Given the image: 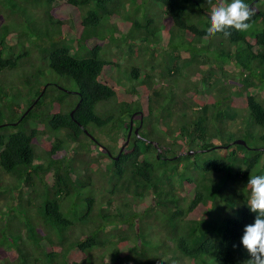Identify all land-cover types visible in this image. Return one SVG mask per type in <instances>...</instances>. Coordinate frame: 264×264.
Returning a JSON list of instances; mask_svg holds the SVG:
<instances>
[{
    "label": "trees",
    "instance_id": "obj_1",
    "mask_svg": "<svg viewBox=\"0 0 264 264\" xmlns=\"http://www.w3.org/2000/svg\"><path fill=\"white\" fill-rule=\"evenodd\" d=\"M143 1L29 0L30 6L6 0L11 10L22 5L29 16L26 24L20 13L0 16V173L12 178L10 184L0 179V219L11 212L10 226L18 234L23 229L26 242L7 229L0 232V264H245L250 259L241 243L245 226L255 219L246 187L250 175H264V166L257 165L264 145L230 144L225 125L235 119L239 110L233 102L241 94L226 81L232 77L228 72H237L236 84L244 90L241 118L264 127V93L258 94L264 91V6L254 3L250 28L225 38L207 35L220 0H152L162 7L160 18L171 21L168 36L179 33L173 50L181 51L172 59L182 62L167 64L165 71L131 65L133 80L125 87L126 82H113L116 61L100 55L109 41L100 35L101 26L125 17V2L132 12ZM75 26L70 48L60 37ZM124 30L115 28L110 36L134 39L138 31L146 41L154 35L136 20ZM228 65L232 68L224 69ZM48 70L72 80L75 91H48L54 85ZM192 75L196 80L190 83ZM156 76L168 82H154ZM123 86L127 97L116 90ZM249 87L258 89L250 93ZM15 89L21 96L17 103L11 102ZM206 90L212 92L205 95ZM70 94L77 98L73 105ZM90 126L104 129L112 146L91 135ZM46 133L54 138L36 150L37 136ZM244 137L251 138L250 132ZM257 140L264 141V133ZM214 149L217 154L202 158Z\"/></svg>",
    "mask_w": 264,
    "mask_h": 264
},
{
    "label": "rangeland",
    "instance_id": "obj_2",
    "mask_svg": "<svg viewBox=\"0 0 264 264\" xmlns=\"http://www.w3.org/2000/svg\"><path fill=\"white\" fill-rule=\"evenodd\" d=\"M25 1H27V3L30 5L29 0H25ZM138 4H139V2H138ZM262 5L264 6V0H260V6H258V7H262ZM24 6H26V5H24ZM161 9H162V7L159 4L153 2L152 0H144L143 2H140V4L137 6V8L134 7L132 12H128V11H131L130 3L125 2L124 3V10H125V13L127 14V15H125V17H120L119 19H117L116 17H113L112 19H110L111 21L109 23H107L106 26L100 25L101 27H103L101 29L100 35L102 36V34H105L109 40V41H107L108 45H106L105 47L103 46V49H102V52L100 53V55L102 57L104 55L106 58L109 57V59H113L117 63V66L114 67V70L112 72L113 82L115 80H117V81L119 80L122 83L126 82L124 86L127 87V85H128L127 82H130L133 80V79H131L130 72H129V70H130L129 68L131 65H136V66L138 65L141 67V69H149L150 66L154 65V68L158 69L157 71H159V69H163L165 71L167 64L169 65L170 63H172V64L176 65L177 62H182L178 58L172 59L173 55L175 53H177V50H178V52L181 51V49H179L180 47H176V49L173 50L175 48V46H174L175 37L179 33H177L176 31H171L172 36L171 35L168 36L169 30L171 29V27H170L171 21L167 15H163L162 18H160ZM8 12H15V13L22 14L24 17V20H25L24 24H26L29 14L27 16V14L24 13V7L22 5H20L19 8L14 7L11 10V8L7 4L6 0H0V16L2 17V19L5 20V14H7ZM60 16H62V15H60ZM103 19L106 20V17L102 18L101 20H103ZM147 19H151V23H150L151 25L149 24L151 27L148 25H145V21ZM133 20L138 21V23L140 24L141 30L143 32H149L150 30L154 29V31H152V33L154 35L150 36L151 38L148 37V39L146 41L141 40V35H139L138 31H135L136 37L134 39H131L127 36L126 37L125 36L120 37L119 34H117V32L125 34L127 32V30H124V24L126 25V22H130ZM115 28L117 30L116 35H118V36H114V37L110 36L111 35L110 31L114 30ZM77 30H78L77 26H75L71 30H68L66 28L60 37L62 39V42L67 44V46H69L70 48H71V46H73V44L71 43V39H74V37L77 35ZM251 30H252V28H251ZM167 31H168V33H167ZM100 40H102V38H100V36H98V38L95 41H97L99 43ZM87 41L93 42V39L87 40ZM25 44H26L25 46H27L28 40H27V42L25 41ZM176 44H177V42H176ZM15 48L18 49L17 47H15ZM102 53H103V55H102ZM200 55H202V51H201ZM31 59L36 60V56L31 57ZM201 68L205 69V68H207V65L203 64V65H201ZM225 68L231 69L232 67H231V65H228V66H224V69ZM5 73L6 72H4L3 74H5ZM16 73H18L17 77H20V78L22 77V76H19L20 73L18 71ZM228 73H232L231 76L233 77V79H232V77L229 76L230 78L226 81V84L231 85L230 89L233 92H235L236 89H239L241 96L239 98H236V100H237L236 102H233L234 106L238 107L239 111L237 112V115H236L234 120L228 121L226 123V125H225V126H227L226 127V129H227L226 133H228V134H226V136L230 135V137H231L230 142L234 139L242 138V140H246V143L248 144L249 147L259 148V147L264 145V141L257 140V137L264 133V127L261 128V127L257 126L255 123L251 122V120L249 121L245 118H241L242 117L241 114L243 112H245V110L241 107V102H242V97H243L242 94H243L244 90H242L243 88H241L240 85L237 86V84H236V80H237L236 77L238 76L237 72L231 71ZM106 74H107V72H106ZM0 75H1V73H0ZM14 75H15V72H14ZM216 75H219V73H217ZM46 77L51 80V82H52L51 84H54L53 87L47 88L48 91H51L54 88H60V89L62 88L64 90H66L67 92H74L75 91L73 81L64 77V76L56 75L53 72L48 70V71H46ZM1 78H2V75L0 76V80H1ZM2 79L4 80V78H2ZM168 79L169 78H166L163 81L168 82ZM188 79H190L192 81L191 82L189 80L190 83H193V81L195 82V80H196V76L192 75ZM153 81L157 82L161 85L164 84L163 81H161V82L158 81L157 76L153 78ZM14 86H15L14 88L18 87L16 85H14ZM124 86L121 88H116V90H120L118 93V95L120 97H125V96L127 97V93H125L124 90L122 89V88H124ZM191 86H192V84H191ZM20 88L22 90H23V88H27V85L25 84L24 81H22V84L19 86V89ZM257 89L258 88H256V87H249L248 92L255 93L257 91ZM16 91H17V89H15V91H14L15 94L11 98V102H13V103H17L18 100L21 98L20 93L16 92ZM211 92L212 91H210V90H206L204 94L208 95ZM261 93L263 94L264 91L260 90L258 92V94H261ZM67 97L70 99V102L72 105L77 99L76 96L72 95V94H70ZM262 104L264 105V102ZM98 108H101V105L98 106ZM150 125H152V127L155 129V131H158L157 125L155 124V122H152ZM89 130L91 132V135L95 136V138L97 140L101 141L103 144H106L108 147L112 146V142H110L111 138L108 139L106 137V134L104 133V129H96L93 126L92 127L90 126ZM229 131H232V133ZM247 131L250 132L251 138H245L244 137V133H246ZM54 135H55L54 133H46L44 135L37 136L36 150H41V148H43L42 147L43 143L50 140V139H53ZM58 136L63 137L61 132L58 133ZM121 140H122V138H121V135L119 134L116 146L121 144ZM91 146H93V145L91 144ZM91 148H93L92 151H94V152L97 151L96 153H98V150H96L94 146ZM243 153L244 154H251L248 151H244ZM215 154H217L216 149L208 150L207 152H205L201 156H202V158H210V157L214 156ZM42 161H43L42 158H35V160H34V162H38V163H40ZM257 165L258 166L259 165L264 166V153L260 157ZM262 171H263V169H262ZM262 173H264V171ZM0 179H1L2 183L10 184L9 182L12 181L11 177L4 175L2 173H0ZM20 190H21L20 191L21 194H24L25 193L24 191L26 189L21 188ZM239 190L241 191V189H239ZM14 196L15 197L17 196L15 192H14ZM1 202H2V199H0V203ZM11 216H12L11 212H9V215H7L5 212L2 213V219H0V225H2L0 227V232L2 233L7 229L10 233V236L13 234L14 238L18 239V241L26 242L25 241L26 238L24 237V233H23L24 230L21 229V231L18 234L15 225L10 226ZM5 241L11 242L10 239H6ZM6 244H9V243L4 242L3 246H6ZM6 249H8V248H6ZM7 256H9V258H10V257H12V254L7 253ZM0 263H1V261H0Z\"/></svg>",
    "mask_w": 264,
    "mask_h": 264
},
{
    "label": "clouds",
    "instance_id": "obj_3",
    "mask_svg": "<svg viewBox=\"0 0 264 264\" xmlns=\"http://www.w3.org/2000/svg\"><path fill=\"white\" fill-rule=\"evenodd\" d=\"M254 15L255 8L245 0H220L211 11L207 35L216 37L222 33L225 38H229L232 30L247 31ZM246 188L249 192L247 204L255 214V219L245 226L241 239L250 256L245 264H264V175H250Z\"/></svg>",
    "mask_w": 264,
    "mask_h": 264
},
{
    "label": "water",
    "instance_id": "obj_4",
    "mask_svg": "<svg viewBox=\"0 0 264 264\" xmlns=\"http://www.w3.org/2000/svg\"><path fill=\"white\" fill-rule=\"evenodd\" d=\"M257 0H252L249 2V4L252 6ZM72 111H70L69 114H71ZM130 130H131V120H129V127H128V130H127V133H126V137H125V140H124V143L123 144H126L127 143V140H128V137H129V134H130ZM134 133H136V129H134ZM230 144H240V145H245V142L242 140V139H234L230 142ZM123 146L119 147V150L117 152V155L120 153V151L122 150ZM189 153H191L189 151ZM117 155L114 156V158L117 157Z\"/></svg>",
    "mask_w": 264,
    "mask_h": 264
},
{
    "label": "flooded vegetation",
    "instance_id": "obj_5",
    "mask_svg": "<svg viewBox=\"0 0 264 264\" xmlns=\"http://www.w3.org/2000/svg\"><path fill=\"white\" fill-rule=\"evenodd\" d=\"M257 1L259 2V0H257ZM257 1H256V2H257ZM256 2H255V3H256Z\"/></svg>",
    "mask_w": 264,
    "mask_h": 264
}]
</instances>
